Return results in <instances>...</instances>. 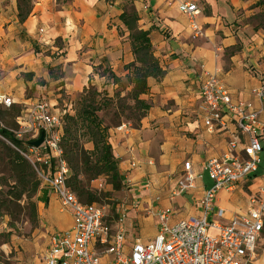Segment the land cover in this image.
<instances>
[{"label":"crops","instance_id":"1","mask_svg":"<svg viewBox=\"0 0 264 264\" xmlns=\"http://www.w3.org/2000/svg\"><path fill=\"white\" fill-rule=\"evenodd\" d=\"M29 1L30 14L22 24L17 18V0L0 2V28L7 41L4 50L0 47L4 72L0 77V96L10 98L13 104L25 102L26 109L30 103L22 101V94L27 85H35L37 90L44 88L51 96L59 83L55 92L62 90L75 97L91 79L98 92L105 91L112 97L116 87L101 71L107 68L115 76L124 77V66L134 60L128 33L118 19L126 0ZM256 1L202 0L208 9V13H202L191 1L133 0L138 28L149 32L154 57L164 71L161 80H148L149 91L140 97L150 109L139 126L121 120L119 126L109 130L113 155L125 182L133 188L132 198L140 209L133 211L132 216L139 226H151L143 224L146 220L157 223L158 212L168 213L170 222L198 217L197 200L211 185L203 171L205 162L229 156L232 153L229 143L235 137L245 143L246 137L239 134L234 117L226 118L222 128L212 132L206 129L201 118L199 89L206 76L215 75L233 101L244 102L251 111L259 112L260 104L251 90L264 82V40L260 31L241 23L244 17L238 16V11L248 9ZM182 2L196 5L198 13L192 19L179 11ZM56 41L60 47L55 45ZM35 47L42 52L35 53ZM56 67L60 76L52 80L50 69ZM94 67L101 69L94 71ZM21 74H27L32 81H24ZM35 80L49 85L40 87ZM58 98H48V105L54 108ZM258 121L260 128L255 136L262 145L264 158V112L259 113ZM86 149H91V145H86ZM184 162L201 173L202 179L195 182V190L171 198L170 192ZM260 174L231 193H218L216 205L226 218L245 212L249 198L258 197L264 186V180L258 179ZM42 192L47 203L40 201L41 197L38 200L48 207L47 247L49 234L69 229L72 218L67 213L70 222L60 227L55 204L52 205L53 199L58 205L55 196L48 191L47 198V192ZM125 222L123 228L129 243L136 240L147 243L156 235L157 226L142 229L141 232L150 233L144 237L131 234ZM41 256L31 264H41ZM253 263L264 264V224Z\"/></svg>","mask_w":264,"mask_h":264},{"label":"built area","instance_id":"2","mask_svg":"<svg viewBox=\"0 0 264 264\" xmlns=\"http://www.w3.org/2000/svg\"><path fill=\"white\" fill-rule=\"evenodd\" d=\"M178 9L189 19L198 13L196 5L189 2L180 3ZM251 94L260 104L259 112L251 111L244 102L233 101L215 75H208L201 82L200 111L206 129L212 132L224 127V120L231 116L246 141L241 143L239 138H233L229 156L205 162L203 171L211 185L197 200L200 215L170 222L168 213L158 212L156 235L147 243L127 242L123 228L127 209L123 205L117 217H113L103 206L84 205L79 201L67 186L70 170L59 145L63 114L47 104L30 103L17 118L20 128L14 133L15 138L22 141L23 134L32 133L31 144L43 134V143L38 148H30L31 153L41 151L35 160L25 154L23 157L55 196L59 212L68 213L72 218L69 229L49 234L41 264H254L264 224V186L258 197L249 198L245 212L240 214L226 218L225 212L216 205L219 192L231 193L256 178L259 172L258 179L264 180L262 145L255 136L260 128L258 115L264 112V82L253 88ZM12 105L10 98L0 96V107ZM182 167L170 192L171 198L195 190V182L202 179V174L194 172L189 162H184ZM94 182L98 183L99 190L104 179Z\"/></svg>","mask_w":264,"mask_h":264},{"label":"trees","instance_id":"3","mask_svg":"<svg viewBox=\"0 0 264 264\" xmlns=\"http://www.w3.org/2000/svg\"><path fill=\"white\" fill-rule=\"evenodd\" d=\"M30 8L29 0H17L20 24L28 18ZM118 19L128 33L133 62L124 66V77L115 76L107 68L101 71V75L116 87L112 97L105 91L98 92L89 79L88 86L75 96L72 114L62 115L59 145L62 158L70 170L67 186L84 205H100L99 194L89 188V184L95 180L103 178L114 192L124 188L125 177L113 155L109 130L119 126L121 120L130 121L134 127H138L150 109V105L140 98L149 91L148 80L159 81L164 76V71L154 57L149 32L138 28L139 18L133 0L124 4ZM100 69L95 68L94 71ZM107 112L111 113L109 125L99 117ZM86 145H91V149H86ZM21 146V141L0 126V162H5L13 179V185L5 198L0 200V209L6 208L11 201H21L23 198L30 200L41 185L32 164L21 154ZM40 201L47 203L44 192ZM32 220H36L35 208Z\"/></svg>","mask_w":264,"mask_h":264},{"label":"rangeland","instance_id":"4","mask_svg":"<svg viewBox=\"0 0 264 264\" xmlns=\"http://www.w3.org/2000/svg\"><path fill=\"white\" fill-rule=\"evenodd\" d=\"M126 0L125 2H128ZM181 1V0H172ZM195 2V4L202 10V13H208V9L202 5V0H184ZM255 0H253L254 2ZM239 18H243L244 20L241 23L245 25H249L250 28H254L253 31H260L262 39L264 40V0H258L256 3L251 4L248 9L238 11ZM236 25V21L233 22ZM238 27H241L239 24ZM240 31H235V34H238ZM23 40V38H22ZM4 36V30L0 28V47L2 50L5 49V45H7ZM5 44V45H4ZM55 45L61 46L58 41L55 42ZM42 51L35 47V53L39 54ZM51 51L47 52L49 55ZM4 72L2 70V66L0 65V77L3 76ZM59 69L53 68L50 69V79L58 78L60 75ZM20 77L24 81H32L30 76L27 74H21ZM36 85L40 87L48 86L49 83L43 80H35ZM54 86L53 93L49 96L47 91L44 88L37 90L35 85H27L25 87L24 93L22 94V101L32 102H40L43 104H49L48 98L57 99L58 103L54 106V109L58 110L61 114L68 113L72 114V103L76 99L75 97H70L64 94L61 90L59 92H55L56 87ZM25 109V102L21 104H13L9 108L0 107V126L1 128L7 129L13 135L15 132L19 131L20 125L17 122V118L21 117V112ZM99 117L103 120V122L107 125L110 124L111 121V113L107 112L105 114H100ZM31 134H23V139L21 141V154L26 155L30 158V160H35V155L37 153L40 154L39 151H31L30 142ZM15 136V135H14ZM6 142V141H5ZM9 144L8 142H6ZM40 181L39 190L30 200H25L24 198L21 201H11L8 203L6 208L0 209V264H31L36 262L38 258H40L41 254H43L44 249L47 244V237L45 236V229L48 228L49 223L46 220L47 217V209L48 207L44 206L39 202L38 198L42 196L41 192H47L48 198V189L44 187L42 184V180L38 177ZM98 183L94 181L89 184V188L91 190H96L99 194V204L106 208V210L110 213L111 216L117 217L120 212V206H124L127 209V217L126 225H128V232L131 234H140V237H144L150 234L148 231H142L147 227L155 228L156 221L153 223L146 220L143 224H151V226H139L136 221L132 220V216H134L133 211L139 212V206L134 203L132 198L131 191L133 188L125 183L124 188L120 192H114L110 186H108L105 181L102 183V187L97 190ZM13 185V179L8 172L7 166L5 162H0V200L5 198V194L9 188ZM55 204V213L60 219L59 226L62 227L64 223L70 222V217L67 213H60L58 210V205L55 200H52V205ZM52 207V206H51ZM33 208L36 210V220H32V211ZM52 211V208H51ZM171 217V216H170ZM130 221V222H129ZM56 225V227H59ZM140 230L141 233H138ZM127 234V232H126Z\"/></svg>","mask_w":264,"mask_h":264},{"label":"water","instance_id":"5","mask_svg":"<svg viewBox=\"0 0 264 264\" xmlns=\"http://www.w3.org/2000/svg\"><path fill=\"white\" fill-rule=\"evenodd\" d=\"M44 137L43 134H40L39 138L32 142L30 145L33 148H38L43 143Z\"/></svg>","mask_w":264,"mask_h":264}]
</instances>
